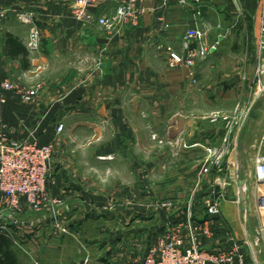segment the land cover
<instances>
[{
    "label": "crops",
    "instance_id": "0c3cea01",
    "mask_svg": "<svg viewBox=\"0 0 264 264\" xmlns=\"http://www.w3.org/2000/svg\"><path fill=\"white\" fill-rule=\"evenodd\" d=\"M163 4L145 0L146 13L133 26L118 23L120 0L91 5L94 20L86 24L74 16L76 0H0L7 12L0 25V80L21 90L41 87L31 103L4 94L0 130L15 142L54 147L47 192L63 202L58 212L74 234L101 252L99 264L143 259L175 229L187 247L197 237L212 255L227 251L244 256V264H264L255 183L264 137V99L255 93L264 66L262 0ZM26 13L43 37L34 54L27 46L32 26L21 20ZM103 15L111 29L99 24ZM194 27L206 31L216 50L193 69L172 67L171 52L182 51ZM217 112L239 118L227 144L225 124L208 118ZM215 149L225 150L217 166L210 157ZM167 202L174 206L161 205ZM210 202L219 203L221 216L208 223L211 236L205 237L195 228L205 227ZM138 203H148L141 215ZM3 209L0 194V224L11 219ZM42 214L36 228L34 221H16L15 228L6 222L20 264L42 247L71 240L54 234L49 208ZM137 218L147 220L148 229H136ZM31 227L34 233L23 231ZM17 232L24 234L21 243ZM87 252L70 264L88 257L94 264Z\"/></svg>",
    "mask_w": 264,
    "mask_h": 264
},
{
    "label": "built area",
    "instance_id": "2783aa9c",
    "mask_svg": "<svg viewBox=\"0 0 264 264\" xmlns=\"http://www.w3.org/2000/svg\"><path fill=\"white\" fill-rule=\"evenodd\" d=\"M110 0H76L74 16L85 24L94 20L93 14L89 11L91 5L107 3ZM145 0H120L117 20L121 25L131 24L138 26L141 18L146 13L142 6ZM162 8L166 6V2ZM203 0H180V3L200 4ZM261 20V32L259 39L260 52L264 51V0ZM7 12L0 6V25L6 19ZM201 15L200 12L197 13ZM158 19L162 20L159 14ZM23 22L30 23L32 26L31 34L27 43L30 53L34 54L42 48V32L34 23L33 14L21 15ZM99 24L111 29L113 24L107 15L99 19ZM216 46L207 42V33L198 27L190 28L184 39L182 51L179 53L171 52L172 67L185 66L194 68L199 61L208 58ZM171 51V50H170ZM264 76V66L259 68V86L264 88L261 81ZM193 82H196L195 73L192 74ZM41 87L36 86L29 90H21L19 86L9 80H0V102L5 103L6 92L18 93L22 100L31 103L38 96ZM209 120L213 124L223 122L225 124L226 135L224 144L229 142L230 136L239 124V118L221 112L209 115ZM65 129L63 124L58 127V133ZM157 139V136H153ZM225 150H210V157L213 159L212 165H218L224 155ZM259 152L256 161L255 183L257 188L256 207L261 218L260 234L264 236V137L259 145ZM54 147L52 145L39 146L38 142L12 141L6 132L0 130V194L1 202L9 211L15 214H23L26 211L32 213H43L47 208L51 211V227L54 234L58 236H74L71 233L69 219L62 216L58 210L63 206V202L51 198L47 192V183L51 177L52 158ZM221 172V169H218ZM210 168L204 169L205 174L210 173ZM164 208L174 206L172 202L162 205ZM208 220L204 228H195V233L202 232L205 237H210L211 232L208 223L221 216V209L218 202L207 204ZM193 219V214H188V220ZM201 230V231H200ZM88 263V262H87ZM86 263V264H87ZM116 264V263H109ZM124 264H244V256H235L234 253L228 254L223 251L215 256L206 251L203 241L197 237L194 244L187 247L181 233L175 229L159 238L155 245L149 247L143 259H128Z\"/></svg>",
    "mask_w": 264,
    "mask_h": 264
},
{
    "label": "rangeland",
    "instance_id": "374dc122",
    "mask_svg": "<svg viewBox=\"0 0 264 264\" xmlns=\"http://www.w3.org/2000/svg\"><path fill=\"white\" fill-rule=\"evenodd\" d=\"M257 82L259 83V78L257 77ZM264 82V76H263V79L261 80ZM257 87V86H256ZM255 93L258 94V96L260 98H263L264 99V88L259 86L258 84V87L256 88L255 90ZM157 140V139H156ZM139 190V189H138ZM147 191H148V187H147ZM146 205V209L148 210V203L147 204H141V203H138L137 204V207L139 208L138 209V214L142 213L143 211H141L142 209H145V206ZM163 205V204H161ZM1 213H9L10 214V218L9 221H4L2 222V224H0V230L1 231H5L6 228H7V223L6 222H9V224H13L12 227L15 228V222L18 221V222H28V221H34V223L36 224L35 225V228L38 226L37 222L38 220L40 221L41 219L44 221V215L41 213H32V212H29V213H26L24 212L23 214H15L11 211H9L7 208L3 209V212ZM148 214V212H147ZM41 215V216H40ZM136 215V216H137ZM141 215V214H140ZM140 217V216H138ZM133 223L135 224V228L136 229H145L147 228L148 229V221L146 220H143L142 218H137L133 221ZM34 227V226H33ZM29 228L26 230L24 229L23 231L24 232H29L30 234L34 233L36 230L35 228ZM261 227V226H260ZM71 233L74 235V236H64V237H70L71 240H65V242H58L57 245L55 246H51V247H42L41 249H39V247L37 245H34L36 246V250L37 253L40 252V253H36V257L35 258H31L29 257L30 259L27 258L26 263L25 264H70V260H76V259H82L84 256V252L88 251V247L87 245H85L86 241L83 240L82 236H78L77 234H74V232L71 230ZM17 234H19L17 232ZM24 234L21 233L19 235H17V237L19 239H17L18 243L22 241L23 238L21 237H24L23 236ZM73 241L75 242L73 244ZM21 245V244H20ZM22 246V245H21ZM93 247V246H92ZM17 250V249H16ZM18 252V251H17ZM19 252H21V249H19ZM82 252V254L80 253ZM89 254H91L90 256H92V261L94 262V264H99V263H103L101 260V255L100 253L101 252H97V250H94L93 248V251H90L87 252ZM90 258H86V260H83V263L82 264H90Z\"/></svg>",
    "mask_w": 264,
    "mask_h": 264
},
{
    "label": "trees",
    "instance_id": "16d2710c",
    "mask_svg": "<svg viewBox=\"0 0 264 264\" xmlns=\"http://www.w3.org/2000/svg\"><path fill=\"white\" fill-rule=\"evenodd\" d=\"M12 38H9L11 41ZM0 264H20L13 248V240L6 231H0Z\"/></svg>",
    "mask_w": 264,
    "mask_h": 264
},
{
    "label": "water",
    "instance_id": "95a60500",
    "mask_svg": "<svg viewBox=\"0 0 264 264\" xmlns=\"http://www.w3.org/2000/svg\"><path fill=\"white\" fill-rule=\"evenodd\" d=\"M205 0H203L202 2H204Z\"/></svg>",
    "mask_w": 264,
    "mask_h": 264
}]
</instances>
